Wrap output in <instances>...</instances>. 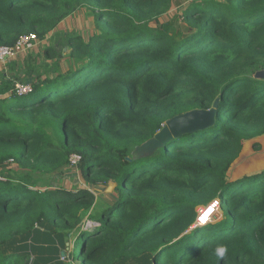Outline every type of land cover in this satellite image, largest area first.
<instances>
[{"label":"trees","instance_id":"16d2710c","mask_svg":"<svg viewBox=\"0 0 264 264\" xmlns=\"http://www.w3.org/2000/svg\"><path fill=\"white\" fill-rule=\"evenodd\" d=\"M173 4L191 34L152 26ZM79 9L96 30L68 37L76 67L47 49L27 94L0 82V264H264V169L231 175L264 134V0H0V46L43 40ZM213 106L214 125L135 155L174 116ZM74 153L88 187L36 185ZM215 199L222 216L193 227ZM40 226L57 260L35 251Z\"/></svg>","mask_w":264,"mask_h":264},{"label":"rangeland","instance_id":"374dc122","mask_svg":"<svg viewBox=\"0 0 264 264\" xmlns=\"http://www.w3.org/2000/svg\"><path fill=\"white\" fill-rule=\"evenodd\" d=\"M187 4V3H185ZM182 11L183 9H180L177 5H172V7L160 18L157 19L156 22H152V26H156L162 23L169 22L173 25V27L180 29L182 32L185 33V35L191 34V29L188 27V25L184 22L182 19ZM96 30L94 17L92 15V12L87 9H79L77 12H75L74 15L71 17L66 18L61 24L57 26V28L49 33L45 39H40L32 48V50H28L25 52H20L17 54L14 58L9 60V62H13L16 65L14 67L9 66V62L7 61L4 64H0V82L3 79H14V85L18 82L23 83H32L33 75L35 72H32L35 68L39 67V69H46L51 68V65L54 60H49V58L46 56L47 49H53L54 53L58 55L56 58L58 59L61 57V70L65 71L70 69V67L73 66L76 67L77 65L74 64V59H71L69 57V47L67 45V39L70 36L78 35L85 38V40H88V38L94 33ZM69 59H71L69 61ZM59 61V59H58ZM20 63H24V68H27L28 71L31 73L29 75H24L22 70L19 67ZM24 70V69H23ZM17 74L19 75V78H17ZM11 94V93H10ZM183 133H180L179 135H175V137L182 135ZM174 135V133H171V136ZM260 140L264 139V134L259 138ZM257 142V141H255ZM254 142V143H255ZM260 145V144H259ZM253 148L255 151H258L259 153L249 156L247 155L245 158H242L246 153L241 155L240 159L236 162V164L233 166L231 170V175L233 174H239L241 173V176L247 173H251L252 169H256L258 167H261L264 165V158L262 159V156L264 154L260 153L264 149V143H262V147L259 146V148L256 150L254 144ZM249 153L252 152V148L248 151ZM255 153V152H254ZM139 153H135L136 156H138ZM253 154V153H252ZM11 172L16 175H21L24 170L19 168L16 163L11 162ZM255 171V170H254ZM34 180L36 182V185L39 187H46V186H62L67 189H73V188H79V187H88L80 173V170L78 168L67 167L64 172H56L54 174H34L33 175ZM238 178V177H237ZM104 190H94V193L99 197L102 193H114L115 184L111 182L109 185H107L106 188H103ZM105 191V192H104ZM205 208V207H204ZM200 209V208H199ZM203 208L199 210V213L201 212ZM222 208L220 206L219 210L216 212V214L213 216L210 222H214L218 220L222 216ZM209 222V223H210ZM88 223L91 225L92 223L88 221ZM46 227L40 226L36 230V236L32 241L36 246V250L39 257L46 259L48 257V254L52 255L51 259L57 260L56 257V251L51 247H42L43 245H46L45 243L47 240L43 239L41 237L43 232H46ZM72 239L69 240L67 245H70L71 241L74 239V235L71 236ZM17 247V244H12L11 248L15 249ZM71 247V246H70ZM10 248V247H9ZM56 262V261H55ZM54 262V263H55Z\"/></svg>","mask_w":264,"mask_h":264},{"label":"water","instance_id":"95a60500","mask_svg":"<svg viewBox=\"0 0 264 264\" xmlns=\"http://www.w3.org/2000/svg\"><path fill=\"white\" fill-rule=\"evenodd\" d=\"M257 77L264 78V70H260L256 74ZM216 107L210 109H194L179 115L174 116L168 120L165 126L142 145L136 148L135 153L138 155L152 152L154 149L163 145L166 139L171 138V133L179 135L180 133L194 132L198 129L207 128L215 123ZM209 223V222H208ZM207 223V224H208ZM206 225L201 223L197 218L193 227Z\"/></svg>","mask_w":264,"mask_h":264},{"label":"built area","instance_id":"2783aa9c","mask_svg":"<svg viewBox=\"0 0 264 264\" xmlns=\"http://www.w3.org/2000/svg\"><path fill=\"white\" fill-rule=\"evenodd\" d=\"M38 40L39 38L36 34H28V35L21 36L20 39L16 42V44L13 46H8V45L0 46V63H5L11 60L20 52L32 50V48H34ZM31 90H32V84L18 82L15 84L13 92H15L18 95H24V94H27ZM81 160H82V155L78 153L72 154L69 158L70 167H77ZM213 204H215V207L213 208V211L211 212L208 221L204 222V224L205 223L207 224L208 222H210L213 216L219 210L221 206L219 199H215L209 205L205 206V208L203 207L201 212L198 214V219H199V216L204 211H206L209 207H211Z\"/></svg>","mask_w":264,"mask_h":264},{"label":"clouds","instance_id":"9594fccd","mask_svg":"<svg viewBox=\"0 0 264 264\" xmlns=\"http://www.w3.org/2000/svg\"><path fill=\"white\" fill-rule=\"evenodd\" d=\"M215 207V204H213L211 207H209L206 211H204L200 216L199 220L201 223L207 222L209 219V216L211 212L213 211V208ZM228 248L226 245L223 244H217L214 248V254L219 260H224L225 257L228 254Z\"/></svg>","mask_w":264,"mask_h":264},{"label":"crops","instance_id":"0c3cea01","mask_svg":"<svg viewBox=\"0 0 264 264\" xmlns=\"http://www.w3.org/2000/svg\"><path fill=\"white\" fill-rule=\"evenodd\" d=\"M6 63V62H5ZM0 64H4V63H0ZM261 137V136H260ZM260 137H258V138H256L255 140H250V141H247L245 144H244V147H243V150H242V154L241 155H243V153L245 154L246 153V155H244L242 158H245L247 155H251V156H253V155H255V154H257V153H259L258 151H255V149L253 148V144H254V142L255 141H257L260 145L259 146H261L262 147V143H264V139L263 140H260L259 138ZM252 148V152H248L250 149ZM255 152V153H254ZM253 153V154H252ZM260 153H262V154H264V149L260 152ZM264 158V156H262V159ZM261 169H264V165L263 166H261V167H258V168H256V169H252L251 171H253L254 172V170L255 171H257V170H261ZM242 173V172H241ZM241 173H239V174H232V177L233 178H237V177H239L240 175H241Z\"/></svg>","mask_w":264,"mask_h":264}]
</instances>
